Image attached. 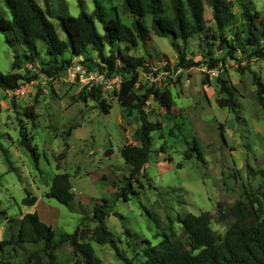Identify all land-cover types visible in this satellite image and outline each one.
<instances>
[{
    "label": "clouds",
    "instance_id": "1",
    "mask_svg": "<svg viewBox=\"0 0 264 264\" xmlns=\"http://www.w3.org/2000/svg\"><path fill=\"white\" fill-rule=\"evenodd\" d=\"M244 2L245 0H231L233 6L230 11L236 19L228 21L222 31L217 29L215 21L208 25L213 29L209 35L217 37L215 42L209 40L211 48L203 46V38L198 33L190 37L186 43L179 37L174 42L171 37L158 39L157 34L153 32L152 40L155 41V45L171 54V64L163 60L151 45L147 48L133 47L132 38L127 33H124L121 39L114 37L111 43L107 38L97 41L92 34L93 31L100 32L101 36L104 35V25L98 21L94 29L85 31L84 36H73L74 44L80 49L76 56H73L72 47L64 46L58 49V54L53 51L50 57L46 53L52 50V46H46L39 40L36 41L39 48L38 57L22 42L16 45L21 57L19 74L24 75L25 79L41 76L42 61L47 62L43 67L49 73L40 81L44 84L40 94L37 95L36 89L33 88L31 95L17 98V102L22 103L24 109L33 112V115L27 119L23 115L20 116V120L23 121L24 136L17 135V140H23L27 147L33 149L39 173L31 179L42 181L43 185L47 186L44 190L51 188L58 198L63 194L65 202L73 207L76 214L72 217V224L61 227L71 232L78 223L81 228L79 243L90 242L91 233L88 229L95 228L96 224L91 220L92 207L89 202L85 201L77 206L79 198L74 194L86 191L79 186H72L71 173L77 166L107 177L106 180H98L97 183L116 193L115 197L109 196L110 200L116 201L110 211H119V193L127 184L136 185L138 192L141 191L140 185L146 184L155 190L147 191V197L156 201L158 207L168 209L164 216L180 217L190 226L192 232L210 230L215 246L223 245L230 233L235 235L239 229L252 221L253 217L244 210L246 204L244 197L240 195L239 184L234 185L237 190L236 195L222 198L227 199V205L217 207V197L213 196V192L217 189H209L208 197H211V203L205 198L200 207L194 208L191 206L190 196L182 190L179 182L172 175L175 164L167 163L168 156L179 158L185 147L188 149L196 147L193 137H197L200 129L205 127L199 122L200 117L217 111L231 116L235 104H256L254 96L249 100L241 101L240 95L232 91L231 81L242 80L245 95H248L249 90L252 92L257 90L256 85L251 84L252 78L247 71L242 76L235 74L236 68L244 67L257 72L260 78L259 84L264 86V59L260 58L259 54L255 58L251 56L257 48L261 54H264V40L248 48L246 55H242L241 47L236 48L234 55L239 60L236 68H232L233 62L229 60L232 76L224 74V69L221 67L218 72L211 73L209 78L208 68L202 64L203 75L200 81L189 80L191 68L188 62L192 59L190 53H197L195 56L197 60H200L201 56L205 61L210 59L207 56L210 50L215 57L227 58V49L217 51L221 36L235 45L236 34L239 31L242 46L244 41L249 39L248 32L241 29L243 24L241 5ZM70 3L72 15H78L75 10V0H70ZM91 7L89 2V9ZM88 14L91 15V12L89 11ZM257 27H260L259 22ZM57 32L59 40L67 45L64 32L59 27ZM2 42L3 35H0V43ZM172 43L179 45L178 51L170 47ZM25 55L29 56L31 62L24 61ZM149 56L153 57L151 62ZM180 56L185 58L183 64L179 59ZM66 61L71 63H65ZM165 67L168 71L163 70ZM70 72L72 75L69 74ZM73 75L77 76V79L74 80ZM217 75L219 80L216 79ZM81 80L88 82L87 86L81 83ZM17 83L20 87H24L23 80H8L0 83V103L9 105L12 99L9 89L15 88ZM49 88L53 91L49 92ZM209 88L214 93L211 105L205 99V89ZM165 127H170L173 134L178 133L177 143L180 145V152L168 148L166 138H162ZM77 129L91 130L92 138L77 140L73 134ZM10 130L13 135L19 131L16 120L11 121V129L0 128V133ZM0 146H2L0 148V161H2L3 149L14 148L18 152L21 144H10L0 139ZM161 146L165 148L163 153L160 152ZM187 154L190 161L197 155L195 151ZM8 161L15 166L11 156H8ZM225 167L230 168V164L226 162ZM80 175H83V171ZM225 181L233 186L227 172ZM113 184L116 185L115 188H111ZM37 187L39 188L40 185L38 184ZM27 191L31 201V186H28ZM255 195L260 203L264 204V193H255ZM237 199L241 201V207L239 209L229 207ZM0 200L5 201L0 207H7L10 202L9 196L2 193ZM144 200L145 196L142 193L141 202ZM145 206L151 207V204ZM18 207L20 205L13 204L10 214L22 220L23 216L16 211ZM261 221H264V215L261 216ZM163 230L165 229L161 226V231ZM177 235L183 239L182 235L179 233ZM0 239H8V237L0 236ZM57 240L59 241L60 237H57ZM68 243L65 241L61 244L56 253L58 257L62 258L65 252H71ZM12 247H15V244ZM23 247L26 252L8 254L0 252V264H23L27 255L36 254L44 248V244L40 242L34 245L29 241ZM33 264H37V261L33 260ZM43 264H48L46 257Z\"/></svg>",
    "mask_w": 264,
    "mask_h": 264
},
{
    "label": "rangeland",
    "instance_id": "2",
    "mask_svg": "<svg viewBox=\"0 0 264 264\" xmlns=\"http://www.w3.org/2000/svg\"><path fill=\"white\" fill-rule=\"evenodd\" d=\"M36 1L41 5V0ZM48 2L51 4L54 11L59 14L77 16L72 15L70 0H48ZM79 2L82 4L81 7L79 6ZM89 2L92 5L91 9H89ZM246 3L251 10L258 11L261 17L264 18V0H246ZM104 4L106 7H116L121 20L126 24L130 23V18L123 13L120 8L119 0H106ZM80 9H83L86 13L89 11L92 12V0H75V10L79 13ZM86 9L88 11H86ZM204 15L205 18L210 21L211 13L208 7H205ZM0 16L10 18L8 10L5 8L2 0H0ZM51 21L55 27L57 35L59 36V33L57 32V27H59L58 22L55 19H52ZM0 35H3V42L0 43V72L2 74L11 72L19 74L20 70L12 69L14 56L16 54L20 55L17 47H9L5 43L4 33L0 32ZM150 39L151 40L144 45L139 44L137 47L147 48L151 45L156 49L158 55L162 57L163 60L168 64H171V54L167 50L159 49L158 46L155 45V41L152 40V33ZM203 46L207 47L204 41ZM170 47L173 50H179V45H176L175 43H172ZM197 47H199V45H197ZM238 47L242 48V55H246L245 48L242 46ZM220 50L221 46L217 51ZM190 55L192 56L190 61L198 64L191 67L189 80L200 81V77L203 75L201 65H206L205 58L201 56L200 60L195 59V56L197 55L195 52L190 53ZM212 57H215L214 54ZM220 58L222 57H219L218 59ZM148 59L151 62L153 57L149 56ZM229 60L233 62L232 68H236V65L239 63L236 56L235 60L224 58V63L219 65L218 68L214 70L208 69L209 78L211 77V73L218 72V69L221 67L224 69V74L232 76L233 72L232 69L229 68ZM166 68L167 67L163 70L168 71ZM240 68L242 69V72H239V68H236L235 74L242 76L243 73L247 71L252 78L251 84L256 85L255 78L258 81L260 79L258 73L244 67ZM69 74L72 75L71 72ZM20 75L24 76L22 74ZM43 76L45 75L41 74V76H37L36 80L30 83H24V87L19 86L17 90L9 91V95L12 98L9 102L10 107L9 105L0 103V128L11 129V121L16 120L19 131L20 129H24L23 121L20 120V116L23 115L24 118L27 119L24 112L26 111V113H28L29 110L24 109V105L17 102V98L19 96L31 95L33 88L36 89L37 95L40 94L44 88V84L40 82ZM72 78L75 80L77 79V76L73 75ZM217 78H219V75H217L216 79ZM81 83H84L85 86H87L83 80H81ZM201 83H203V81H201ZM231 88L234 93L240 95L241 101L249 100L251 96H254L256 98V104H238V120L235 118L234 113L231 116H228L221 111L200 117L199 122L202 125H205V127L200 129L197 137H193V141L197 143L202 159L197 158L196 155L195 159L190 161L189 158L185 157V152L189 150L185 147L184 152H181L179 158L171 155L168 156L167 163L175 164V168L172 170V175L179 182L182 190L187 192L190 196L192 207H200L205 198H207L208 203H211V197H208L209 189H217V191L213 192V196H216L218 200L217 207L225 206L227 205V199L222 198L236 195L237 190L234 185L239 184L240 195L244 197L246 204L245 208L254 215H264V204L260 203V200L257 199L255 195V193H264V166H262L264 165V107H261L258 103L257 90L255 92L249 90L248 95H245L242 80H232ZM52 91L53 89L49 88V92ZM213 95L214 93L210 88L205 89V99L209 101L210 105ZM170 130V127H165L163 129L164 136L162 138H166V143L169 149H175V151L180 152V145L177 143L178 133H172L173 136H170L168 134ZM19 131L16 135H13L11 130L8 132H2L0 133V139H4L10 144L20 143V140H17ZM73 134L76 136L77 140L92 138L91 130L81 131L80 129H77ZM4 150L7 152L8 156L12 157L15 166H13L12 163L8 166L3 155V159L0 161V193L8 195L10 202L7 207H0V236H5L10 231V220H14V223L20 221L16 215L10 214V208L13 204L20 205V207L16 209L17 213L21 215L33 212L37 213L40 220L50 225L56 232L55 240L58 241L57 237H60L57 248L52 253V258L50 254H48L43 257V260L46 257L48 264H74L76 258L73 255L72 249L70 253L65 252L62 258L58 257L56 254L61 244L65 242L63 239L64 234L72 233L76 227H79V224L77 223V226L71 232L65 231L64 228L61 227V225L72 224V217L76 214L74 209L70 210L63 205L58 204L55 200L46 198L45 195L48 190L45 191L44 189L47 186L43 185L42 181L39 179H31L33 176H38L39 173L37 161L33 152H30L23 146L20 147L18 152L14 148H7ZM57 151H59V149H57ZM164 151V146H161L160 152L163 153ZM190 151L194 150L190 149ZM45 162H48L47 159ZM226 162L230 164V168L226 169ZM178 164H181V167H177ZM82 171L83 175H80ZM21 172L23 173L22 176ZM226 172L229 173V180L233 186H230L225 181ZM71 176L73 180L72 186H79L86 190L74 194L79 198L77 206H80L82 202L87 201L93 210V207L97 204H101L103 199L108 201V217L104 222L105 227L115 239L121 255L130 260L132 264H143L144 257L141 251L148 246V244L154 245L161 240V226L165 227L166 225L171 224L177 233L180 234L179 225L175 222V217L164 216V213L167 212L168 209L162 206L158 207L156 201L147 197V191H155L154 189H151V186L141 184V191L138 192L136 190V185L133 184V189L136 192V195H128V201H124L120 197L119 211H110L116 201L115 199L110 200L109 196L112 195L115 197L116 193L110 192L107 187H103L97 183L98 180H106L107 177L100 176L97 172L83 170L79 166H77L75 171L71 173ZM102 177L105 179H102ZM25 181H27V184H25ZM38 184L40 185L39 188L37 187ZM28 186H31L32 197L36 199L33 205H26L23 203V200L26 197L29 198V193L27 191ZM115 187V184L111 185V188ZM142 193L145 196L144 202H141ZM238 201L240 200H235L234 204ZM4 203L5 201L0 200V205H4ZM145 204H151V207H146ZM81 211H83L82 207ZM147 213L150 216H148ZM91 220L95 223L93 217H91ZM165 221H167V223H165ZM12 225H14L13 229L15 231L16 226L13 223ZM125 229L129 231V235L124 233ZM1 240L3 239H0V241ZM88 243L92 246L96 257L101 260L102 264H125L123 260L117 257L115 251L111 247L100 246L91 240ZM68 247L71 248L69 244ZM1 252H5L6 254L18 253L26 252V249L24 247L14 251L4 249ZM23 264H26V258H24Z\"/></svg>",
    "mask_w": 264,
    "mask_h": 264
},
{
    "label": "trees",
    "instance_id": "3",
    "mask_svg": "<svg viewBox=\"0 0 264 264\" xmlns=\"http://www.w3.org/2000/svg\"><path fill=\"white\" fill-rule=\"evenodd\" d=\"M5 8L8 10L10 18L0 16V32L4 33L5 43L9 47H14L22 42L29 48L37 57L39 50L36 41L52 46V50L47 52L48 56H52L53 51L57 52L60 47H72L73 56L79 54L80 49L73 42V36H84L86 30L94 29L95 23L98 21L103 27L104 35L101 36L100 32L93 31V36L97 41L108 39L109 43L115 37L117 39L123 38L124 33H127L131 39L132 46L137 47L139 44L144 45L150 41L151 33L155 32L159 38H169L175 41L178 37L182 38L185 42L194 34L202 36L203 41L207 48H211L209 40L215 42L217 37L209 35L213 32L208 25L215 21L217 29H223L224 25L236 17L232 14L230 9L232 3L229 0H119L120 8L130 18V23L126 24L121 20V17L116 7L107 6L104 4L106 0H92L93 9L91 15L86 13L83 9L77 16H70L68 14H59L54 11L48 0H44V7L36 0H2ZM110 1V0H109ZM79 6L82 4L79 2ZM205 7L210 9V21L205 18ZM243 24L241 29L248 32L249 39L244 41V45L240 44L239 31L236 34V44L228 42L223 36L220 38L221 49H227L226 56L229 59L235 60V51L238 46H242L246 50L253 45H258L261 40H264V18L261 17L258 11H253L245 2L241 5ZM95 17V19H93ZM52 19L58 22L60 29L67 37V45L64 41L59 40ZM259 22L260 27H257ZM134 34V35H133ZM126 51V49H125ZM264 59V54L260 53L259 48L251 53L252 57ZM208 59L206 62L209 70L218 68L219 65L224 63V58L212 57L213 52L210 50L207 53ZM20 55H15L13 58L12 69L20 70ZM24 61H30L29 56L23 57ZM181 63H184L185 58L179 57ZM103 62V61H102ZM122 62L124 60L122 59ZM47 62L42 61V74L48 76L49 73L43 65ZM69 63L70 61H66ZM198 63L188 62L191 68ZM166 70H168L166 68ZM239 72H242L239 68ZM13 73V72H11ZM11 73L2 74L0 72V83L8 80L20 81L30 83L36 80L37 76H31L30 79H25V76L11 75ZM219 80V78H217ZM257 86V99L261 107H264V86H260L259 81L255 78ZM19 88L17 83L15 88H10L9 91H15ZM233 113L238 120V104L233 106ZM27 118L33 115L32 111L24 112ZM172 135L171 130L168 132ZM19 136H24V129H20ZM194 142V141H193ZM196 147L193 149L197 153V158L202 159L198 145L194 142ZM21 146L33 152V150L26 146L23 140H20ZM0 148H2L0 146ZM190 149L185 152V157L189 158L188 154ZM3 155L7 165L10 166L8 161V154L3 149ZM177 167H181L178 164ZM62 175H65L62 173ZM65 178L67 176L65 175ZM102 179H105L102 177ZM127 179V178H126ZM138 183V182H137ZM124 201H128V195H136L133 189V184H127L125 188L121 189L119 193ZM46 198L55 200L58 204L72 210L73 207L66 203L63 199V194L60 198L56 193L48 189ZM35 198L32 197L31 201L26 197L23 203L26 205H33ZM232 208L239 209L241 202H236ZM108 201L102 200L101 204L93 207L92 217L96 223V227L88 229L91 233L90 240L100 246L111 247L117 257L124 261L125 264H132L130 260L121 255L119 248L116 245L115 239L105 227V220L108 217ZM248 212L252 221L249 222L244 228L238 230L233 235L229 234V238L221 246L213 244V236L210 235V230L203 229L199 232H192L190 226L180 219L175 217V222L179 225L180 236L171 224L164 227L165 230L161 231V240L154 245L146 246L142 249L144 257L143 264H264V221H261L262 214L254 215ZM148 215V213H147ZM23 219L16 223L10 220L11 229L7 233L8 239L0 241V252L4 249L16 250L26 242L39 244L43 242L44 248L34 255L26 256V264H33V260L37 264H43V257L56 250L58 241H56V232L53 228L40 220L37 213H26ZM150 216V215H148ZM15 224L16 230L13 227ZM124 233L129 235L127 229ZM81 235V228L76 227L72 233L64 234L63 239L69 242L73 255L76 258L74 264H102L101 260L96 257L92 246L89 243H79L78 239ZM15 244V247L12 245Z\"/></svg>",
    "mask_w": 264,
    "mask_h": 264
},
{
    "label": "built area",
    "instance_id": "4",
    "mask_svg": "<svg viewBox=\"0 0 264 264\" xmlns=\"http://www.w3.org/2000/svg\"><path fill=\"white\" fill-rule=\"evenodd\" d=\"M86 84L88 83V82H86V81H84ZM97 83H100V81H97Z\"/></svg>",
    "mask_w": 264,
    "mask_h": 264
}]
</instances>
